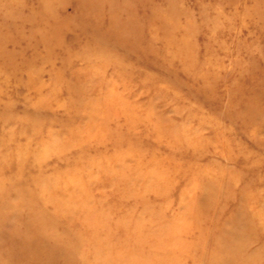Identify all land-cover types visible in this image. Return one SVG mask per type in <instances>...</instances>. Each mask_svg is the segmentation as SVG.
Returning <instances> with one entry per match:
<instances>
[{"label":"rangeland","instance_id":"1","mask_svg":"<svg viewBox=\"0 0 264 264\" xmlns=\"http://www.w3.org/2000/svg\"><path fill=\"white\" fill-rule=\"evenodd\" d=\"M0 264H264V0H0Z\"/></svg>","mask_w":264,"mask_h":264}]
</instances>
